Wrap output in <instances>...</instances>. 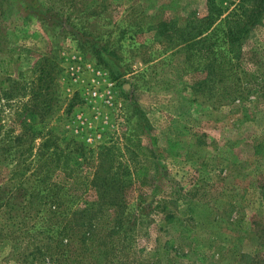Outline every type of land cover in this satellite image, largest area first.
<instances>
[{
    "label": "rangeland",
    "instance_id": "374dc122",
    "mask_svg": "<svg viewBox=\"0 0 264 264\" xmlns=\"http://www.w3.org/2000/svg\"><path fill=\"white\" fill-rule=\"evenodd\" d=\"M210 1L217 23L256 3ZM209 14V0H0V79L44 63L54 97L46 117L21 86L0 99V264H264V13L225 65L241 86L219 93L232 75L209 78L214 54L195 45ZM42 133L56 160L38 156ZM88 207L97 255L72 214Z\"/></svg>",
    "mask_w": 264,
    "mask_h": 264
},
{
    "label": "trees",
    "instance_id": "16d2710c",
    "mask_svg": "<svg viewBox=\"0 0 264 264\" xmlns=\"http://www.w3.org/2000/svg\"><path fill=\"white\" fill-rule=\"evenodd\" d=\"M246 0H239V4L244 5ZM221 5V3H220ZM211 6H215L214 1H210L209 0V7H210V14L203 18V20L199 22V28H198V32L196 34V38H198L195 42V45H198V47L201 49V53L203 51H207L208 53L214 54V57H207L210 58L211 61L209 63V72L210 76L209 78H218V79H224L225 77H228L229 75H232L233 78V82L231 85L225 84L224 82L221 84H217L216 86H212L213 89L217 92H222V90H228L229 88H231V86H235L237 83V86H241L240 82H241V70L240 67L237 65L235 66L234 63L231 65L230 69H226L225 65L231 64V61L236 58L238 61H241L243 55H242V43L243 40L246 36H248V34L251 32V27L258 25L263 18V13H264V0H256V3L254 4V6H252V10L250 12V15L248 16V19L243 21L241 18V15H228L223 19H220V22L217 23L218 19L221 16V12L222 10L219 8L216 9V12L213 13L214 10H212ZM30 7V5H27V9ZM191 18V20H190ZM188 21H193V17H190ZM168 30V28H164V31ZM225 46H230L231 50L227 53V57L230 53H233V57L231 59L226 60V57H221L219 56L217 53L218 52H223ZM191 47V46H189ZM111 55H113L114 53H110ZM11 63L12 59H9L7 61V58L2 60L1 66L3 67L5 63ZM7 65V64H6ZM8 67V65H7ZM230 72V73H229ZM52 70L50 68H46L45 64L43 63L40 67H38L37 69H35L34 71H32V74L30 75V79H26L25 74H18L16 76V78L12 79V75L13 72L11 69L6 68L5 69V77H2V79H0V99L3 98H8L10 97V93L12 92L11 90L14 89L16 87V89H18V86H21L24 88L25 93H27L28 90H30V101H31V105H32V112H36V113H42L44 111V114H49L52 113V100L54 99L52 93H51V89L53 88V81H52ZM211 78V79H212ZM209 80V79H208ZM208 81L207 79H204L202 82L199 83V89L201 88H206L208 87V85L206 84ZM250 85L251 83L248 82ZM20 87V90L22 91L23 89ZM218 87V88H217ZM221 87V88H220ZM246 88V87H245ZM15 89V90H16ZM241 90H244L243 88H240ZM214 91V94H215ZM18 92V93H19ZM20 94V93H19ZM52 99V100H49ZM43 99H47L49 102L51 103H47V105L44 104L45 100ZM45 115V117L47 116ZM47 128V127H46ZM51 135H47L46 133H42L39 134L42 136V138L44 139V141L41 143V148L38 151V156H39V152L44 150V149H53L54 147L53 144H55V140H54V136L52 135V133H49ZM38 135V134H37ZM36 136V139H38L40 136ZM35 138V137H34ZM42 139V140H43ZM58 147V145L56 146V148ZM42 149V150H41ZM49 156L53 159H57L58 155L56 154V151L51 150L49 151ZM58 161V160H57ZM48 162H54V161H48ZM21 164V162H20ZM47 170L45 171V173L43 174H47L49 175V173H51V169L49 166L46 167ZM22 171L24 172L23 174H28L25 172L24 169H22ZM18 172V170L15 172L14 175H16ZM45 175H39L37 176V179L42 180L43 178L41 177H45ZM136 175L138 178L140 177H146L148 175V169L147 168H140L139 170H137ZM29 179H31V175L29 176ZM53 180V179H52ZM92 184L93 187L98 186V182L96 180V175L94 177V179L92 180ZM60 185V184H58ZM77 188H83V186H86V184L83 183H77ZM69 192V191H68ZM72 193V192H70ZM73 194V193H72ZM48 196V201L50 202V199H54L57 198L56 194H47ZM56 204H51L50 207H55ZM69 206V205H68ZM2 207V205H0V208ZM94 208V207H93ZM92 208V209H93ZM69 209H66L62 214L64 216V219L67 218V215L69 214ZM89 213V207L88 208H84V209H80L76 212H73L72 214L75 215V218H79V241H80V245H82L81 248H79L82 252V254H88L89 251L90 253H93L94 255H97L96 253V248H94L93 250H90V248L87 246L88 243V231H87V223H81L82 217L81 216H85ZM92 220H95V218H93ZM70 222V221H69ZM78 222H74V224H77ZM74 226V225H73ZM92 227V226H91ZM69 237H65V238H70ZM78 241V240H77ZM83 243V244H82ZM106 243H104L105 245ZM103 250V249H102ZM102 250H99L100 253H105L106 251L102 252ZM82 256V255H80ZM80 261L82 260L81 257ZM97 260V259H96ZM96 260H94V262H96ZM71 261V259H70ZM73 264V263H72Z\"/></svg>",
    "mask_w": 264,
    "mask_h": 264
},
{
    "label": "crops",
    "instance_id": "0c3cea01",
    "mask_svg": "<svg viewBox=\"0 0 264 264\" xmlns=\"http://www.w3.org/2000/svg\"><path fill=\"white\" fill-rule=\"evenodd\" d=\"M217 218H218V216H217Z\"/></svg>",
    "mask_w": 264,
    "mask_h": 264
}]
</instances>
